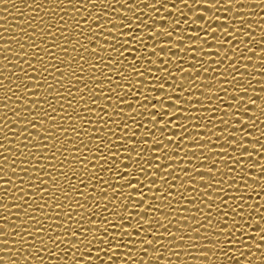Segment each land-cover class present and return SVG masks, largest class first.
<instances>
[{
  "label": "bare ground",
  "instance_id": "obj_1",
  "mask_svg": "<svg viewBox=\"0 0 264 264\" xmlns=\"http://www.w3.org/2000/svg\"><path fill=\"white\" fill-rule=\"evenodd\" d=\"M136 3V8H129L127 5L119 2V0H98V2L92 6L90 0H83L82 3H76L75 0L69 3L68 0H64L63 3L60 0H7V4L0 3V127L3 128V132L0 133V144L5 143L2 136H7L9 142L7 143V151L0 149V168H3V172H0V195H3L4 199L0 200V204L7 205V208H0V225L6 224L8 227H0V233L7 232V235H0V241H9V243H0V257L7 258L0 260V264H264V241L260 240V234L264 235V232L260 233V229H264V180L257 181L252 177L264 176V173L260 172V165H264V136H261V132L264 131V73L260 72L264 69V50L260 49L261 45L258 41L264 39V0H233L231 4L226 3V0H187V4L183 5L181 0H165L166 8H162L159 4L156 5L158 11H155V15L150 12L148 5L156 3V0H143V2H137V0H128V4L131 5ZM85 4L88 7H85ZM216 4L215 8L209 5ZM120 9V11H116ZM179 9V11H175ZM172 10V11H167ZM87 15H84V13ZM93 15L98 16L97 20H93ZM216 16L221 18L220 21L208 20ZM134 17H139L135 20L136 24H145L146 21L152 20V24H146V28L154 29L157 25V29L161 26H169L173 24L176 20L180 21L178 28L179 32L175 29L169 28V31L173 32L175 35H183L186 41L185 45H180L181 51L178 49H168L174 55L179 57H185L183 61V66L187 69L189 68L191 62V56L194 55L191 52L185 53L188 44L200 45L202 44L205 52H212V56H207L206 53L204 57H201L199 48H197L196 59L197 60H216L222 59L220 63L208 62L205 67H208V73H198L205 75L202 81H197L201 88L205 89L201 92V89H193L194 95L191 99H199V103L204 104L205 108H212L213 111L218 110L213 113V116H218L217 120H212L207 117L209 114L206 112L200 113L204 115L201 117V122L196 121L198 125L197 130L201 132L202 135H211V132L203 131V124L208 123L209 127L212 128L213 124H216V128H212V132L227 129L225 135L228 132L239 131L240 136L243 137L239 140L240 143L246 144L248 147L246 149H235V155H239L240 151L246 150L252 153V157L241 156L240 159L244 161V164L239 163L233 164L229 161H225L224 165L219 163V156L227 155L232 159H235V155L231 149H228L227 153H217V161L219 167L222 169L220 173L213 176L212 179H219L222 182L214 187L225 188L224 199L227 200L228 207H223L221 205L220 198L217 197V193L209 190V196L214 199L209 200L207 196L203 193L197 195L199 189H194L191 185H186L185 189H179L182 195L178 196L175 192L176 189H170L169 191L174 192L172 196L168 197V201L157 200L154 203L161 204V208L158 209L160 212L158 215L163 218L164 215L167 218L163 223L167 224V228L153 225V231L164 233L173 232L176 233L174 236H163L153 237L151 233H144L148 239H153V245H144L147 249V254L144 250L140 249L137 243L128 244L127 241L135 240V236H129L125 234L122 238V242L125 247H121L116 250L115 254L107 251L108 244H100L93 241V231L96 230L100 235H104L103 230L99 228L100 223H105L106 225L111 222L113 224H118V218L120 214L127 217L128 212H132L131 217L132 225H135L136 221L143 213H137V210L132 209V206L124 204L123 201L126 198V193L120 192H100L99 189H95L98 194L96 197L91 193L94 191L91 185L85 189V195L87 199H83L75 191H71L70 185H75L77 183V176L80 179H84L81 175L82 165L73 164L69 165V160L83 159V156L79 155V152H71L72 140L78 139L72 136L71 128L75 126V121L68 122L65 121L61 124V127L68 130L65 136L72 137V140L66 141L64 139L62 131L56 132V135L60 137L58 142H55V147L51 148L49 151L45 148L43 151L39 148L40 145H51L54 143L48 140L47 137L44 139L45 129L50 125L49 123H55L57 121L64 120V116L61 114V105H63V111L70 114L75 120L80 124H85V129H88V133H94L96 128H99V132L96 135H100L103 131L107 129L102 128L99 124H95L97 111L101 112L103 116L104 112L110 111L116 108V104L112 101H106L110 104L109 108H103L102 105H91L93 113L84 110V104L87 101L81 100L77 105L76 101H73V107H69L65 101L60 103L53 100L55 91L59 90L61 93L75 92L76 86L61 87L60 83H56V77L60 79V73L56 72L55 77L52 75L53 69L52 64L56 68H63L65 73H68L70 77L72 72H75L77 76L84 75L86 73L85 79L91 75V69L88 67L87 61H82L81 56L91 55L84 51L85 47H98L97 43L102 42L104 44H112L113 41L108 40L107 37L111 35H116L115 33H109L107 29L112 27L120 28L121 25L117 21L125 20L128 23H133ZM157 17L167 18L168 24L164 21L157 19ZM227 17L231 20L233 24L241 29L237 33L239 40H234V59L228 60L226 57L223 58L225 53L224 49H219L221 52V57H216L214 53L217 51V46L212 40L211 35H207L206 44L203 43L207 27H213L217 24H223L229 27V31H233L230 24L224 20ZM243 17V22H240V18ZM208 18V19H207ZM91 21V23H89ZM105 27H96L95 35L96 40L89 41L87 37L92 36L94 33L88 29L95 27L101 23H104ZM79 24V28L76 25ZM251 24L253 28L249 29L246 26ZM51 25V27H48ZM71 25V27H68ZM43 29V33L41 32ZM59 29V31H57ZM67 29V31H65ZM127 29H125L126 31ZM219 31V29H217ZM251 32V37L244 36L243 32ZM56 32V35L50 36L49 34ZM79 32L80 36L77 37L75 33ZM35 33V35H33ZM147 29L141 33V35H146ZM159 34V33H158ZM190 34H199L200 37H192ZM217 38H220L219 33L215 34ZM253 37L255 39H253ZM119 39V37H117ZM163 39H172L170 37H162ZM201 38L198 41H192L190 39ZM225 39H231V37H224ZM68 39L73 41V43L65 44ZM79 39V43L75 44V40ZM53 42L56 44H61L63 48L67 49V52L61 53L59 49L52 47ZM223 42V41H222ZM158 43L151 38H146L144 44H146L149 49L146 55L151 56V47L153 44ZM172 43V42H169ZM9 45L8 48H4L3 45ZM23 45V47H21ZM143 47V45H141ZM45 48H48L50 52H55L56 55L62 59H65V63H71L74 59L77 63L83 64L85 73L77 72L76 65L72 64L71 69L64 67V65L58 63L56 60L50 59L48 53L45 52ZM255 48L256 51L252 52L249 49ZM166 50V51H168ZM158 56L161 60L169 59L167 57L170 53H160L157 48ZM27 53V55H23ZM33 53H36L33 56ZM229 53H233V49H229ZM61 55L65 56L62 57ZM95 55L101 57L100 60L96 61L103 65L109 59L107 57V50L101 49V52ZM127 55V54H126ZM134 55H140L139 53H134ZM43 56L44 63L49 64V71L43 73L44 80H41V86L37 89L35 96H32L31 92H25L24 88L28 87L35 91L34 86L29 82L28 77H24L27 73L30 76H35L39 79L37 73L32 71V66L35 65L37 69L41 68V64L37 61L39 57ZM68 56V57H67ZM241 56L251 57V60H240V64H237L236 69L233 70L228 67V72L231 75H236V72L244 73V79H237L234 83L224 84V88L227 91H220L218 97H214V94L220 87V82L224 79L230 80V76L218 77L219 73L217 71H223L226 66L235 63ZM157 64H159L158 57H151ZM98 59V58H97ZM123 59V58H122ZM133 57H128V60L120 66V70L124 71L126 75H131L128 73L130 68V62ZM89 60V63H92ZM181 62L177 61L176 64ZM241 64H246L247 68L241 67ZM6 65V67H5ZM153 67V72L156 71V65H150ZM170 70L175 71V66L169 64L166 65ZM193 67L197 65L193 64ZM108 67L115 68V65L109 64ZM217 69V71H216ZM114 71V70H113ZM195 73V69H192ZM156 73H153L155 75ZM180 79L174 77L173 81H167L164 85L165 92L170 88H177L173 91H178L181 88L187 90L190 85L186 82V77L180 73H175ZM97 76L102 75L101 72L96 73ZM108 76L113 77V87L116 88V93L121 91L125 92V95L120 97L122 100H135L132 92H128L126 89H122L116 83L117 73L108 72ZM163 75V73H161ZM67 75L63 78L65 85L69 83V77ZM180 80H185V84H181ZM211 81L209 83H204L203 81ZM248 81H251L249 84ZM101 81L97 80L95 82L88 81L89 84H99ZM134 82V81H133ZM163 82V81H162ZM63 83V82H61ZM129 81L120 79L119 84L124 87H128ZM147 83V81L145 82ZM47 84H54L53 88L47 89ZM85 81H81L79 88L84 91L81 96H86L88 91L92 89L84 88ZM19 85V86H18ZM236 85H241L247 88V93L241 92L240 95L244 97L241 103L232 108L228 109L229 113H224L222 109L227 106H231V101L234 98L233 88ZM104 89L97 88V92L107 91V81L101 85ZM10 89V90H9ZM133 91H140L139 88H134ZM148 88H145V92L148 93ZM52 93V96L49 95ZM116 93L109 92L108 95L116 100ZM5 94H7V99H5ZM176 96V92L170 93ZM202 94V95H201ZM188 93L185 92V96ZM48 96L49 101L52 102L51 107L57 109L56 112H52L48 104L44 103V97ZM161 96L164 94L150 92L149 93V108L151 103H155L153 97ZM185 96H181L184 99ZM205 96H213V99L206 101ZM227 96V97H225ZM79 97H77L78 99ZM95 99H102V97H92ZM251 98L255 100V104H248L247 100ZM32 99H37L40 105H37L36 109H31L30 105H24L22 100L30 103ZM63 99V98H61ZM68 100H73L72 96H67ZM34 103L35 101L32 100ZM118 103V101H116ZM143 103V102H142ZM164 103H170L169 101H164ZM188 103H197V101H188ZM7 105V107H4ZM175 107V105H173ZM194 107H200L199 104L193 105ZM247 106L248 112H243V109ZM121 108L136 107L133 102L131 105H119ZM159 107V106H158ZM167 107V105H165ZM28 110V114H22L20 116H15L16 112L25 113ZM48 111L51 115L56 116L57 121H45L43 125L39 124V119L43 115V111ZM169 112L174 111V109L169 108ZM130 111L125 109V112ZM241 112L244 115L243 121H240L236 116L233 115L235 112ZM35 116L37 120H33L32 124H37L36 128H33L31 124H27V120H30L32 116ZM196 115V113H193ZM223 115L224 121L226 123L221 124L219 122V116ZM80 116L86 117L87 119L81 120ZM135 117V123L141 124L140 128H128L122 131L133 132L135 131L137 135L135 137H130L137 141V148H144V153L151 154L152 147H158L159 145L152 144V138L158 137L160 131H166L165 129H160L157 126L156 129L145 127L149 124L147 118H142L139 114L133 113ZM47 119V117H43ZM107 120H120L121 124H132V117L126 114L120 113L118 109L113 113L112 116L107 117ZM167 119V117H166ZM91 121V123L88 122ZM20 121V123H16ZM179 122H184L181 118ZM239 124L240 127L236 128L234 125ZM109 128H113L117 132V135L121 134L119 126L108 125ZM170 127V125H169ZM85 129H77L81 132V136L84 137V145L77 144L76 147L85 155L89 156V160L85 161L87 168L92 169L96 165L95 160H91L93 153L89 152V147H95L91 145L88 141V135L84 133ZM193 132H185V135L194 134ZM49 132L54 131V129H48ZM145 131L151 132L152 136H143ZM180 129H173V132H178ZM248 133H251L248 136ZM34 137L36 139H34ZM41 138V139H40ZM164 139L163 137H159ZM175 138V137H174ZM207 138L206 136L204 137ZM229 140L233 137L229 136ZM107 139V138H105ZM113 140L116 139L115 136L112 137ZM213 141L215 142L213 146L219 148L221 145L223 147H229V145L223 141H217V137L213 136ZM141 140H148V146H144L139 143ZM169 143L170 149L175 145L181 149V155H183L184 147L188 143L195 144L196 142H177V141H165ZM129 143H135V141H130ZM199 143H206V141H199ZM33 145H36L34 148ZM67 147V151L64 155H61L59 149ZM257 148V149H253ZM260 152H259V150ZM167 151V150H166ZM101 152L106 156L107 153L103 152V147L101 146ZM55 153V159L50 160L52 154ZM172 154V153H169ZM208 155L207 153H205ZM135 156V153H132ZM188 155L199 156L200 152L188 153ZM247 155V154H245ZM6 157V159H5ZM211 156H209L208 161L193 160L188 161L189 164H196L197 167H202L206 170L210 165ZM140 164L145 163L144 154L141 157H137ZM178 159V158H177ZM31 161V163H27ZM151 163L156 161L152 160ZM42 163L41 165H39ZM119 167L123 168V162H119ZM168 163H172L168 161ZM184 161L177 163V169L174 173H179V169ZM43 164L45 165L44 168ZM55 165V167H48ZM252 164H256V168H248ZM7 165V167H5ZM163 166V165H162ZM41 167V168H40ZM107 167V165L105 166ZM137 166H133V171ZM233 169L232 172H227L226 169ZM12 169H16L13 172ZM23 169H27L25 173ZM67 171V177L57 175L58 172ZM189 170V169H185ZM73 171H76V176L73 175ZM85 171H87L85 169ZM213 171H216L213 169ZM51 172L53 176H56L55 181H48L50 177L44 173ZM240 173V175H236ZM198 174L206 173H194L193 179L194 183L200 184L199 187L203 190L204 182L195 179ZM101 175L105 180L112 175L110 172H102ZM123 175V173H122ZM161 175H164L161 172ZM243 176V180H241ZM144 177H140L141 181H144ZM188 179L183 175H177L176 180H171V174L168 180L171 183L180 186ZM207 179V178H206ZM41 180H46L49 185L41 184ZM7 181V183H5ZM150 182V181H149ZM31 183V188H29ZM55 183V185H53ZM94 184H99V181H94ZM260 183V184H259ZM228 184L232 185L233 189H227ZM40 188L48 187L50 192H38L37 186ZM161 182L157 180L156 185L153 188L159 187ZM112 186H117L115 182H112ZM83 185L81 186L82 190ZM107 187V185H105ZM166 187V186H165ZM237 187H239V192H237ZM70 191V197L65 199V192ZM131 189H126V192H130ZM147 192V189H144ZM188 192L192 193L195 200L188 195ZM54 193V195L52 194ZM108 196V200L100 199L99 196ZM134 196L139 197L140 193H133ZM151 195V193H149ZM159 196V193H157ZM167 195V194H166ZM23 196V200L17 197ZM243 196V200H237L236 198ZM100 199V200H97ZM204 201L211 204V209L207 208ZM116 202V203H114ZM143 203V202H141ZM243 204V219L238 214L239 209L235 211L236 204ZM60 204L63 207L57 208L55 205ZM123 204V207L121 206ZM167 204V207L163 205ZM17 205H23V207H17ZM43 205V207H41ZM85 205V207H81ZM106 205V207H105ZM198 206V208H196ZM146 209V205L143 206ZM177 211L173 212L170 210ZM187 209V210H186ZM227 212V215H222V213ZM44 213V215H41ZM67 213V215L65 214ZM95 213V215H93ZM116 216L117 218H114ZM31 217V219H29ZM181 217H187V219H181ZM6 218V219H4ZM116 219V220H115ZM168 220L170 222H168ZM195 220H199L197 224ZM27 221V223H23ZM43 221V223H40ZM95 221V223H92ZM259 221V223H256ZM236 223V227H233V223ZM127 223V221H126ZM225 225L228 226L226 231L229 233H223ZM144 227H147L146 225ZM43 228V232L33 231L34 229ZM199 228V232L193 231V229ZM10 229L14 231H10ZM76 232V236H72L71 232ZM116 231L117 234L120 228L116 229L109 228L108 239L112 240L111 232ZM139 230H134L138 232ZM183 236L184 239L180 240L178 237ZM61 237L62 239H57ZM157 239L164 240L167 244L166 247H162L160 244L155 243ZM235 241V243H229L228 241ZM115 243L116 241H112ZM73 245H76L73 247ZM259 245V247H258ZM91 248L92 251H86V249ZM8 249V251H4ZM159 249L161 255L157 260L152 254L155 250ZM130 250V251H129ZM99 253V255H97ZM206 253V255H204ZM92 256L94 259L88 261L87 257ZM108 256H112V260L108 259Z\"/></svg>",
  "mask_w": 264,
  "mask_h": 264
},
{
  "label": "snow or ice",
  "instance_id": "obj_2",
  "mask_svg": "<svg viewBox=\"0 0 264 264\" xmlns=\"http://www.w3.org/2000/svg\"><path fill=\"white\" fill-rule=\"evenodd\" d=\"M61 3L64 2V0H60ZM69 3L73 2V0H68ZM76 3H82L83 0H75ZM98 0H90V4L94 6ZM119 2L127 5L129 8L135 9L136 3H133L131 5L128 4V0H119ZM137 2H143V0H137ZM198 3H200V0H197ZM217 3H219V0H216ZM233 0H226V3L231 4ZM0 3L7 4V0H0ZM181 3L183 5L187 4V0H181ZM159 4L162 8H166L165 0H156V3L148 5V9H150V12L155 15V11H158L156 8V5ZM212 8L216 7V4L209 5ZM85 7H88L87 4H85ZM116 11H120V9H116ZM172 11V10H167ZM175 11H179V9H175ZM84 15H87L85 12ZM99 17L93 15L92 19L97 20ZM139 17H134L133 23H128L125 20L117 21L121 25L120 28L112 27L110 29H107L109 33H115L116 35H109L107 37L108 40L113 41L112 44H104L102 42H97L99 44L98 47H85L84 51L88 52L91 55V59H89V56H81L82 61H87L88 67L92 70L91 75L88 76L87 79L84 77L86 76L84 66L83 64L77 63L74 59L71 63H65V59H62L56 55L55 52H50L48 48H45V52L48 53V56L50 59L56 60L58 63L64 65V67L70 68L71 65H76V71L85 73L84 75L77 76L75 72H72L71 76H68V73L66 74L63 68H56L55 65L52 64V75L55 77V73H60V79L56 77V83H60L61 87H68V86H76V91L73 93L71 91L66 93H61L59 90L55 91V95L52 96V93H49L53 97V100L57 102H61L62 100L67 103L69 107H73V101H76V104L78 105L81 100L87 101L84 104V110L90 113H93V108L91 105H102L103 108H109L110 104L106 101H112L116 104V108L112 109L111 112L107 111L103 113V116L101 115L100 111H97L95 113L96 120L95 124H99L102 128L107 129L106 131H103L100 135H96V132H99V128H96V131L94 133L89 134L88 129H85V124H80L77 120H75L70 114L63 111V105H61V114L64 116V120L57 121L56 116L51 115L48 111L42 110L43 115L40 117L39 124L43 125L45 121H57L55 123H49V127L45 129L44 132V139L47 137L48 140L53 141L51 145H40L39 148L41 151H43L45 148H47L49 151H51L52 147H55V142H58L60 140V137L56 135V132L62 131L64 139L66 141L72 140V137L65 136V133L68 132L66 128L61 127V124L65 121L72 122L75 121V126L71 128L72 136L78 138L75 140H72V149L71 152H79L80 156H83V159H70L69 165L73 164H80L82 165L81 175L84 176V179H80L77 176V183L75 185H70L71 191H75L78 195L82 197L83 199H87V196L85 195V189L91 185V188L94 190L91 194L93 196H97L98 194L95 192V189H99L100 192L107 193L109 192V189H111V192H120V193H126V198L124 199L123 203L128 204L129 206H132V209L137 210V213H143L144 215L140 216L139 219L136 221L135 225H132L131 223V217L133 215L132 212L127 213V217L123 214L119 215L118 218V224H113L109 222L107 225L105 223H100L99 228L103 230L104 235H100V233L96 230L93 231V241H96L100 244L107 243L108 249L107 251L112 252L115 254L116 250L125 247L124 243L122 242V238L125 234H128L129 236H135V240H129L127 241L128 244L137 243L139 248L144 250V252L147 254V249L144 248V245H153L154 241L153 239H148L144 233H151L153 237H160L161 235L167 237V236H174L176 237V233L173 232H154L153 231V225L155 222V226L157 227H163L167 228V224L163 223L164 220L167 218V216L164 215L163 218H161L158 214L160 213L158 209L161 208V204L154 203V201L157 200H164L168 201V197L172 196L174 192L169 191L170 189H176L175 192L178 196L182 195V193L179 192V189H185L186 185H191L194 189H199V192H197V195H200L203 193L204 196H207L209 200H213L209 196V190L212 192L217 193V197L220 198L221 205L223 207H228L227 200L224 199L225 188H219L214 187V185L220 184L222 181L219 179H212L213 176H216L218 173L221 172V168L219 167L218 161H217V153H227L229 152L228 149H231L233 151V154L235 155V150L232 148V146H235V149H246L248 146L246 144H242L239 142V140H242L243 137L240 136L239 131L237 132H228L227 135H225V132L227 129L218 130L215 132H212V128H216L217 125L213 124L212 128L209 127L208 123L203 124V131L211 132V135H202L199 130H197L198 125L195 123L196 121L201 122V117L204 115H200V113L206 112L209 115L207 117H210L212 120H217L218 116H213V113H216L218 110L215 111L212 110V108H205L204 104L199 103V99H191L194 95L193 89H201V92H204L205 89H211L209 88H201L200 84H197V81H202V79L205 77V75H201L198 73H208V67H205V64L208 62L212 63H220L222 59H219L217 62L216 60L208 61V60H197L196 59V52L197 48H199V52L201 53V57H204L207 53V56H212V52H205L204 47L202 44L195 45L194 44H188L185 53L191 52L194 55L191 56V62L189 65V68H185L183 66V61L185 60V57H179L178 55H174L170 50L168 49H180V45H185L186 41L183 35H175L173 36V32L169 31V28H173L176 30V32H179L180 29L178 28V25L180 24L179 20H176L173 24L169 26L167 18H161L157 17V19H160L164 21L168 26H161L160 29H157V25L154 26L153 30L152 28H146V24H152V20H148L145 22V24H136L135 20H138ZM208 19V18H207ZM220 21L221 18L219 16H216L212 19L213 20ZM224 20L227 21L228 24H230L233 28V31H229V27L224 26L223 24H217L213 27H207L206 31L204 33L206 34L203 40V43L206 44L207 35H211L212 40L215 42L217 46V51L214 53L216 57H221V52L219 49H224L225 53L223 55V58H227L228 60L234 59V50L235 47H238V45L234 46L233 41L239 40L241 37L237 36V33L241 31L239 27H237L236 24H233L231 20H228L227 17H224ZM240 22H243V17L240 18ZM91 23V21H89ZM108 23V21H105L104 23H101L95 27H92L88 30L92 31L94 34L92 36L87 37L89 41L96 40V27L104 28L105 24ZM48 27H51L49 25ZM68 27H71L69 25ZM77 28H79V24L76 25ZM247 28L251 29L253 28L251 24H248L246 26ZM125 29H127L125 31ZM147 29L146 35H141L142 32ZM219 29V31L217 30ZM59 31V29H57ZM67 31V29L65 30ZM41 32L43 33V29H41ZM159 33V34H158ZM221 34L220 38L218 39L215 34ZM35 35V33H33ZM50 36H55L56 32H52L49 34ZM77 37L80 36V33H75ZM192 37H200L199 34H190ZM244 36L251 37V32L245 31L243 32ZM231 37V39H225L224 37ZM119 37V39L117 38ZM162 37H170L172 39H163ZM264 37V36H262ZM146 38H151L155 41H158V43L153 44L151 47V56L146 55L149 49V47L144 44V40ZM201 38L197 39H190L192 41H198ZM253 39H255L253 37ZM66 41L65 44L73 43V41H70L68 39H64ZM223 41V42H222ZM172 42V43H169ZM79 43V39L75 40V44ZM258 43L261 45L260 49L264 50V39L258 41ZM143 45V47H141ZM4 48H8L9 45L5 44L3 45ZM23 47V45H21ZM52 47L55 49H59V52L64 53L67 52V49L63 48L61 44H56L53 42ZM157 48L159 49L160 53H170L167 57H170L169 59L161 60L158 56ZM101 49L107 50V57L109 58L106 63L103 65L96 63V61L100 60L101 57L99 55H95L101 52ZM229 49H233V53H229ZM168 50V51H166ZM249 51L255 52L256 49L252 48L249 49ZM134 53H139L140 55H134ZM127 54V55H126ZM23 55H27V53H23ZM36 53H33V56H35ZM62 57H65L61 55ZM68 57V56H67ZM128 57H133V59L130 62V68L128 69V73L131 75H126L124 71L120 70V66H122L125 61L128 60ZM151 57H158L159 64L156 63ZM66 58V57H65ZM98 58V59H97ZM123 58V59H122ZM264 59V56L261 57ZM89 60H92V63H89ZM240 60H251V57H245L241 56L238 60L235 61V63L230 64L229 66H226L224 70L216 71L219 73L218 77H226L230 76L231 79H224L223 82H220V87L217 90V92L214 94V97H218L220 91H227V89L224 88V84L226 83H234L238 78L244 79V73L236 72V75H231V73L228 72V67H231L233 70L236 69L237 64H240ZM37 61L41 64V68L37 69L35 65L32 66V71L37 73L39 76V79H37L35 76H30L27 73L24 74V77L29 78V82H31L34 86L35 91L32 89L25 87V92H31L32 96H35L37 93V89L41 86V80H44L43 73H46L49 71V64L44 63L43 56L39 57ZM181 62L180 64H176V62ZM115 65V68H110L108 65ZM173 65L175 66L176 70L172 71L169 67L166 65ZM195 64L197 67H193L192 65ZM150 65H156V71L153 72V67ZM241 67L247 68L246 64H241ZM6 67V65H5ZM192 69H195V73H193ZM264 69V68H261ZM114 70V71H113ZM101 72L102 75L97 76L96 73ZM108 72H116L117 73V80L116 83L119 87L122 89H126L128 92H132L133 97L135 100H122L120 97L125 95L124 91H121L119 93H116V88L113 87L112 81L113 77L108 76ZM264 73V70L260 71ZM153 73H156L153 75ZM163 73V75H161ZM175 73H180L183 76L186 77V82L190 87L187 88H181L178 91H173L177 88H170L167 92H165L164 85L167 84V81H173L174 77L177 79H180L179 76H177ZM69 77V83L65 85L64 83V77ZM123 79L126 81H129L128 87L125 88L124 84L120 85L119 80ZM97 80H100L101 82L99 84H89L88 81L95 82ZM81 81H85L84 88H91V91L87 92L86 96H81V93L84 92L79 88V84ZM107 81L108 87L107 91L105 92H97L96 89H104L101 87ZM134 81V82H133ZM147 81V83H145ZM163 81V82H162ZM63 82V83H61ZM181 84H185V80H180ZM204 83H209L211 81H203ZM2 81H0V85H2ZM250 84L251 81H248ZM19 86V85H18ZM47 89L53 88L54 84H47ZM134 88H139L140 91H133ZM145 88H148V93L145 92ZM10 90V89H9ZM248 89L244 88L241 85H236L235 88H233L234 92V98L230 102L231 106H227L226 108L222 109L224 113H229L228 109L238 106L242 100H244V97L240 95L241 92L247 93ZM264 91V89H262ZM109 92L116 93V100L113 101V98L108 95ZM150 92H156V93H162L164 94L163 97L156 96L153 97V100H155V103H151V107L149 108V93ZM176 92L177 95L173 96L170 93ZM185 92L188 93L187 96H185ZM202 95V94H201ZM67 96H72L73 100H68ZM181 96H185L184 99H181ZM77 97H79L77 99ZM92 97H102V99H95ZM227 97V96H225ZM63 98V99H61ZM5 99H7V94H5ZM44 103L49 105V108H51L52 112H56L57 109L55 107H51L52 102L49 101L48 96H45ZM204 99L206 101H210L213 99V96H205ZM32 100L35 102L33 103ZM30 103L26 102V100H22L24 105H30L31 109H36L37 105L39 104V101L37 99H32ZM118 101V103H116ZM164 101H169L170 103H164ZM188 101H197V103H188ZM133 102L136 104V107H130V108H121L119 105H131ZM143 102V103H142ZM248 104H255L256 101L249 98L247 100ZM199 104L200 107H194L193 105ZM167 105V107H165ZM175 105V107L173 106ZM159 106V107H158ZM4 107H7V105H4ZM169 108L174 109V111L169 112ZM264 108V106H262ZM116 109L119 110L120 113L126 114L129 117H132L133 123L132 124H121L120 120H107V117H110L113 115V113L116 111ZM125 109H129L130 111L125 112ZM73 110L75 111V108L73 107ZM97 110V109H96ZM249 109L247 106L243 109V112H248ZM133 113L139 114L142 118H147L149 121L148 125H145V127H150L153 129H156L157 126H159L160 129H165L166 131H160L158 137L152 138V144L159 145L158 147H152L151 154L144 153V148H137V141L135 139H132L130 137H135L137 133L135 131L129 133L126 131H122L123 129L128 128H140L141 124L135 123V117L133 116ZM193 113H196V115H193ZM22 114H28V110H25V113L16 112L13 119H15V116H20ZM234 116H236L240 121H243L244 123H247L243 120L244 115L241 114V112L237 111L233 113ZM32 116V115H31ZM43 117H47V119H43ZM167 117V119H166ZM184 122H179L180 120ZM81 120L87 119L86 117L80 116ZM33 120H37L35 116H32L30 120H27V124H31L33 128H36L37 124H32ZM219 122L221 124L226 123L223 119V115L219 116ZM89 123L91 121L88 120ZM16 123H20V121H16ZM117 125L120 129L119 135H117V132L113 130V128H109L108 125ZM170 125V127H169ZM234 127L239 128L240 125L236 124ZM48 129H54V131L49 132ZM77 129H85L84 133L88 135V141L91 145H95V147H89V152L93 153V157H91V160L96 161V165L92 167L91 170L87 168V164L85 161H88L90 158L88 155H85L84 152H81L77 149L76 145H84L85 139L83 136H81V132L77 131ZM173 129H180L178 132H173ZM196 129L197 131L194 134L191 135H185V132H193V130ZM3 132V128L0 127V133ZM248 136L251 135V133H248ZM115 136L116 139L113 140L112 137ZM143 136H152L151 132L145 131L143 133ZM207 137L206 139L204 137ZM213 136L217 137V141H223L229 145V147H223L222 145L217 148L213 146L215 143L213 141ZM229 136H232L233 138L229 140ZM261 136H264V131L261 132ZM159 137H163L164 139H160ZM175 137V138H174ZM107 138V139H105ZM2 139L5 141V143L0 144V149H4L7 151V143L9 142V139L7 136H2ZM34 139H36L34 137ZM41 139V138H40ZM130 141H135V143H129ZM165 141H177V142H196L195 144L188 143L186 147H184L183 155H181V149L176 147L175 145H172L173 147L170 149L168 146L169 143H166ZM199 141H206V143H199ZM7 142V143H6ZM139 143L143 144L144 146H148V140H141ZM101 146L103 147V152H106L107 155L105 156L101 152ZM35 148L36 145H33ZM262 148H264V145H261ZM253 149H257L254 148ZM67 147L59 149L61 155H64V153L67 151ZM167 150V151H166ZM259 150V149H258ZM197 151L200 152L199 156L196 155H188V153H196ZM260 152V150H259ZM132 153H135V156L132 155ZM172 153V154H169ZM207 153L208 155H206ZM144 154L145 163L140 164L137 157H141V155ZM247 154V155H245ZM209 156H211L210 160V166L205 170L201 165L200 167H197L196 164H189L188 161L193 160H201V161H208ZM241 156L244 157H252V153L248 152L246 150L240 151L239 155H235V159L230 158L227 155H221L219 156V163H222L224 165L225 161H229L233 164H244V161L240 159ZM178 158V159H177ZM6 159V157H5ZM55 159V153L52 154L50 160ZM156 161L155 163H151L150 161ZM119 162H123L124 165L127 164L128 166H124L123 168L119 167ZM168 161H171L172 163H168ZM180 161H184L182 166L179 169V173L172 174L177 169V163ZM0 163H3L2 160H0ZM27 163H31V161H27ZM40 163L39 165H41ZM107 165V167H105ZM137 166L135 170L133 171V166ZM163 165V166H162ZM48 167H55V165ZM7 167V165H5ZM45 165L43 164L44 168ZM248 167V164H247ZM262 173H264V165H260ZM41 168V167H40ZM248 168H256V164H252L251 167ZM85 169L87 171H85ZM189 169V170H185ZM215 169L216 171H213ZM13 172H16V169H12ZM23 171L26 173L27 169H23ZM227 172H232L233 169L228 168L226 169ZM0 172H3V168H0ZM102 172H110L112 173L111 176L108 177L107 180L104 179V177L101 175ZM161 172L164 173V175H161ZM74 176H76V171L72 172ZM123 173V175H122ZM194 173H206V174H198L195 176V179L201 182H204L203 190L199 187L200 184L194 183L193 177ZM50 179L48 181H55L56 176H53L51 172L44 173ZM171 174V180H176L177 175H183L184 177H187L186 181L184 183H181L179 187H177L176 184L171 183V181L168 180L169 175ZM57 175L67 177V171L58 172ZM236 175H240V173H237ZM140 177H144V181L140 180ZM207 178V179H206ZM253 179L260 181L264 180V176L259 177H252ZM3 177H0V180H2ZM157 180L161 182V185L159 187L153 188V185H156ZM241 180H243V176H241ZM94 181H99V184H94ZM150 181V182H149ZM112 182H115L117 186H112ZM7 183V181H5ZM41 184L49 185L46 180H41ZM259 183V184H260ZM55 185V183H53ZM82 190H81V186ZM107 185V187H105ZM232 185L234 184H228L227 189H233ZM166 186V187H165ZM29 188H31V183ZM38 192H50V188H40L39 185L37 186ZM126 189H131L130 192H126ZM144 189H147V192L144 191ZM237 192H239V187L236 188ZM70 191L65 192V199L70 197ZM133 193H140V196H134ZM151 193V195H149ZM159 193V196L157 195ZM54 195V193H52ZM167 194V195H166ZM188 195L192 197L193 200H195V197L192 196L191 192H188ZM100 199L108 200V196L104 195L103 197L99 196ZM20 200H23V196L17 197ZM3 195H0V200H3ZM97 199V200H100ZM237 200H243L244 197L240 196L236 198ZM143 202V203H141ZM116 203V202H114ZM207 208L211 209V204L207 201H204ZM146 205V209L143 208V206ZM57 208L63 207V205L57 204L55 205ZM123 207V204L121 205ZM164 207H167V204L163 205ZM17 207H23V205H17ZM43 207V205L41 206ZM81 207H85V205H82ZM106 207V205H105ZM0 208H7V205L0 204ZM198 208V206L196 207ZM236 209H239V215L243 219V204L237 203L236 208L233 209L234 211ZM187 210V209H186ZM170 211H177L170 210ZM67 215V213H65ZM41 215H44V213H41ZM95 215V213H93ZM222 215H227V212L222 213ZM114 218H117L116 216H113ZM6 219V218H4ZM31 219V217H29ZM181 219H187V217H181ZM264 219V217H262ZM116 220V219H115ZM127 221V223H126ZM196 223H199V220H195ZM168 222H170L168 220ZM23 223H27V221H23ZM40 223H43V221H40ZM92 223H95V221H92ZM256 223H259L257 221ZM147 227H144V226ZM0 227L7 228L8 226L6 224L0 225ZM117 227L120 228V231H112L111 236L112 240L108 239L109 234V228L116 229ZM233 227H236V223H233ZM228 229V226L225 225L223 229V233H229L230 231H226ZM134 230H139L138 232H134ZM10 231H14L10 229ZM33 231L37 232H43V228L34 229ZM195 232H199V228L193 229ZM264 232V229H260V233ZM8 233H0V235H7ZM72 236H76V232L70 233ZM180 240H183V236L178 237ZM57 239H62L61 237H57ZM260 240L264 241V235L260 234ZM112 241H116L113 243ZM229 243H235V241H228ZM0 243H9V241H0ZM155 243L160 244L162 247H166L167 244L164 240L157 239ZM76 245H73L75 247ZM259 247V245H258ZM4 251H8V249H4ZM86 251L91 252L92 249L88 248ZM130 251V250H129ZM99 255V253H97ZM157 260L159 259L161 252L159 249L155 250L152 254ZM206 255V253H204ZM5 258L0 257V260H3ZM94 257L89 256L87 257L88 261H92ZM109 260H112V256H108ZM169 264V262H168Z\"/></svg>",
  "mask_w": 264,
  "mask_h": 264
},
{
  "label": "clouds",
  "instance_id": "obj_3",
  "mask_svg": "<svg viewBox=\"0 0 264 264\" xmlns=\"http://www.w3.org/2000/svg\"><path fill=\"white\" fill-rule=\"evenodd\" d=\"M5 260L7 261V258H5Z\"/></svg>",
  "mask_w": 264,
  "mask_h": 264
}]
</instances>
